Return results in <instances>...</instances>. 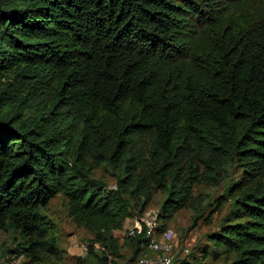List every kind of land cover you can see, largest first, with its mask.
<instances>
[{
    "label": "trees",
    "instance_id": "trees-1",
    "mask_svg": "<svg viewBox=\"0 0 264 264\" xmlns=\"http://www.w3.org/2000/svg\"><path fill=\"white\" fill-rule=\"evenodd\" d=\"M233 162L260 177L209 241L227 264H264V0H0V229L19 254L60 255L42 211L58 193L119 255L124 193L144 211L164 189L168 218ZM103 163L116 188L93 176ZM130 238L136 262L150 254L145 232ZM194 257L172 264H209Z\"/></svg>",
    "mask_w": 264,
    "mask_h": 264
},
{
    "label": "rangeland",
    "instance_id": "rangeland-1",
    "mask_svg": "<svg viewBox=\"0 0 264 264\" xmlns=\"http://www.w3.org/2000/svg\"><path fill=\"white\" fill-rule=\"evenodd\" d=\"M151 143V138L145 137L143 153L149 154ZM116 175V169L108 163L97 165L93 170V176L101 179L110 188H116ZM259 177L253 176L250 182L246 183L247 178L242 168L233 162L227 165L226 176L220 184L197 183L193 188L191 205L178 209L168 218L161 219L159 213L168 194L164 189L150 185L152 198L142 211L153 212L158 220V230H174V259L177 256L191 254V257L195 256L194 258L209 264H227L230 259L226 254L217 252L209 241V235L219 231L228 214L234 210L238 185L243 182L246 185L254 183ZM139 194V191H134L131 195L129 192L124 193L132 204L135 215L126 218L122 227L113 231L119 255L103 243L96 242L91 230L79 226L73 220L69 214L68 198L63 193H58L42 211L56 224L60 255L48 256L44 261L35 263L31 258L18 253L20 238L16 232H5L0 229V264H103L101 258L104 254L108 255V264H140L141 258H149L154 254L150 252L140 257L137 262L134 258L136 246L130 237L144 232V226L137 222L141 221L143 215L145 217L140 211L141 202L145 197L143 195L139 197ZM162 225L163 229L160 228ZM91 245L94 247L93 252L90 251Z\"/></svg>",
    "mask_w": 264,
    "mask_h": 264
},
{
    "label": "built area",
    "instance_id": "built-area-1",
    "mask_svg": "<svg viewBox=\"0 0 264 264\" xmlns=\"http://www.w3.org/2000/svg\"><path fill=\"white\" fill-rule=\"evenodd\" d=\"M143 214L145 217L143 215L144 218L141 217V221L137 220V222L144 226V232L149 238L148 250L154 255L141 258L140 264H172L174 262V230H158V220L153 212L148 211Z\"/></svg>",
    "mask_w": 264,
    "mask_h": 264
}]
</instances>
